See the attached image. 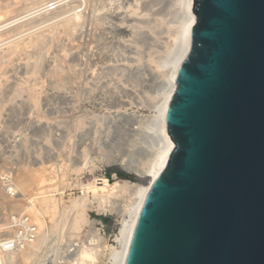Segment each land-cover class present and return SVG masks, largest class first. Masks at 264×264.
<instances>
[{
  "label": "rangeland",
  "instance_id": "obj_1",
  "mask_svg": "<svg viewBox=\"0 0 264 264\" xmlns=\"http://www.w3.org/2000/svg\"><path fill=\"white\" fill-rule=\"evenodd\" d=\"M79 1L36 16L28 26L24 22L23 30L30 29L21 38L22 50L13 47L11 53L13 43L0 47V54L7 53L0 55V237L15 236L24 227L23 216L41 223H32L33 241L4 250L5 264H81L78 249L91 241L89 246L102 245L94 264H110L105 245L119 246L116 237L130 198H114L117 211L104 214L95 203L89 210L93 227L84 226L75 236L66 227L80 182L96 176L113 182L122 179L115 170H122L147 184L150 176L138 171L161 146L150 121L167 88L185 0ZM77 4L81 18L74 20L70 10ZM59 11L61 17L48 19ZM31 36L43 44L29 46ZM125 160L131 172L119 164ZM44 195L56 206L52 214L38 208ZM39 237L34 250L30 244Z\"/></svg>",
  "mask_w": 264,
  "mask_h": 264
},
{
  "label": "water",
  "instance_id": "obj_2",
  "mask_svg": "<svg viewBox=\"0 0 264 264\" xmlns=\"http://www.w3.org/2000/svg\"><path fill=\"white\" fill-rule=\"evenodd\" d=\"M192 11L166 113L176 147L126 264H264V0H193Z\"/></svg>",
  "mask_w": 264,
  "mask_h": 264
},
{
  "label": "bare ground",
  "instance_id": "obj_3",
  "mask_svg": "<svg viewBox=\"0 0 264 264\" xmlns=\"http://www.w3.org/2000/svg\"><path fill=\"white\" fill-rule=\"evenodd\" d=\"M69 1L71 2V0H41V1H38V0H12L10 4H2V5L0 4V47L3 45H9L8 47H10L11 46L10 44L13 43L14 46L11 47L12 49L9 48V49H11V53L14 50L13 47H15V50L18 51L21 48L20 45L25 44L23 42L25 39L22 36H24V33L28 29H30V28H28V29L23 30V28L25 26L24 22L26 23L28 20L34 19L36 16H39L42 14L44 15V13H48V12L50 13L51 10H53V9H59L61 6L65 5L67 2L70 3ZM86 2H87V0H86ZM185 2H186L185 19H182L184 21H183V24L181 25L182 27H181L180 31H178L179 37H178L177 47H176L175 51L173 52V56L170 60V70L171 71H170L169 75L167 76L168 77L167 78L168 84L166 86L167 88L165 89L166 91L163 94L164 96H162V99L160 100V102L157 105V113L154 115V118L151 117L153 119L150 118L151 119L150 123L152 122L150 125L153 126L151 128H152V130H154L155 133L158 134V136L160 138V142H161L160 145L161 146L157 150L159 152L155 151V154L156 153L157 154H156V156H154L155 157V158H153L154 160L152 162L150 161V164L148 163V165L145 166V169L143 171H138V173L141 175L147 173V175L150 176V181L147 184H143V183H138V182L130 180V179L118 178L115 181L111 182L109 180V178H107V177H97V176L92 178V179H87L85 181H81L80 183L82 186V190L79 192V195L72 201L73 204H71L72 205L71 209L68 211L69 212L68 214L71 215V217H70L71 220L69 219L70 222L67 224L66 228L68 230V227L70 225V227H69V229L71 228L70 231H72L74 235L75 234L79 235L81 233V230L84 228V226L89 225V226L93 227V224L95 221L91 220L89 210L95 205V203L97 204L96 207H98L96 209L97 210L99 209L100 211H102L103 214L107 213V212H115V210L117 211V208H115L113 205L114 203L116 205L115 199L118 198L119 196L123 195V194H127L129 196L130 201L126 206V212H125L124 217L122 219V226H121V229H120V231L116 237L117 241L119 242V246H115V245L109 246V245H105V243H104L105 248H107L109 251V254H108L109 258L108 259H109L110 264H126L128 249H129L132 234H133V231L135 228V224L137 222V218L139 216V213L141 211V208H142L144 200L147 196V193L149 192L151 182L159 174H161V172L165 169V167L167 166V164L170 160L171 154L176 147V143L172 139V137L168 131V126H167V122H166V113H167V108H168L170 101L172 99V96H173V94L176 90V87H177V78H178L180 67L183 64V62L185 61V59L187 58V56L189 55L190 50H191V31H192V28H193L194 23L196 21V15L192 11L193 0H185ZM79 3H80V1H79ZM52 4H53V6H50ZM81 6H82V4H77V5H75V7H73V6L71 7L70 11H72V8L74 10V13H73L74 17L72 16L74 18V20L75 19L78 20L81 18V13H80L81 10L79 9V11H78V8ZM65 7H67V6H65ZM67 8H65V9L68 10ZM69 8H70V6H69ZM65 9H62V10H64V12H65ZM68 11H67V13H68ZM61 12H63V11H61ZM49 13H48V15H49ZM56 13H57V11H56ZM67 13H65V14H67ZM62 14H64V13H61L59 15L56 14V16L50 17L48 19L49 20L50 19L53 20L55 18L57 19V17L58 18L61 17ZM70 14H72V13H69V15ZM50 16H52V14ZM66 17H64L65 18L64 22H69L70 21L68 18L69 16L67 17V21H66ZM48 19L46 20L43 18L42 21L46 20V22H47ZM42 21H39V22L41 23ZM61 21H63V20H61ZM61 21H59V22H61ZM70 23L76 25L75 21H74V23L73 22H70ZM46 25H47V23H46ZM26 26H28V23H26ZM38 26H39V23H38ZM36 28L29 33H32L34 31L38 30L40 27H38L37 29ZM4 30H8V32H3ZM38 35H39V33H38ZM21 38L24 40H22ZM31 38H33V37L31 36ZM40 40H42V38L39 39L37 36H34V38L31 41H30V39L28 40L27 44L29 45L30 43H34V45L31 44V46L37 47V46L43 44V43L41 44L42 41H40ZM22 46H24V45H22ZM22 48H25V47H22ZM6 50L7 49H5V51ZM15 50H14V52H15ZM20 50H22V49H20ZM8 53H9V51H8ZM1 54H4V53H1ZM6 54H4V55H6ZM37 56H38V54H37ZM6 57L4 56L3 58L2 57L1 58L5 59ZM38 68H37V70H38ZM151 160H152V158H151ZM119 164L123 168L131 170L129 168L126 160L124 162L123 161L120 162ZM26 179L27 178H25V180ZM10 186H11V184H10ZM28 186L29 185L26 184V187H28ZM5 187H6V185H5ZM7 187H9V186H7ZM7 190H9V189H7ZM121 197H123V196H121ZM34 201L35 200H33L32 202H34ZM39 203H40V207L37 204L38 208L44 215L52 214L51 208H53V209L56 208L55 204L52 202V199L47 195H44L41 198H39ZM31 214L33 217L34 213L31 212ZM31 214H29V215H31ZM30 219H31V217H30ZM33 222L38 223L39 226L41 224L38 217H35ZM2 227H4V225L1 224L0 229ZM72 232H71V234H72ZM73 234H72V236H73ZM39 236H41L40 232H39ZM34 237H35V235H34ZM99 237H100V235H99ZM95 241H96V239H95ZM96 242H98V241H96ZM39 243H40V237L38 239H36V241L33 244L31 242L30 247L34 248V250H35ZM83 244L84 245L82 247L80 246L81 248L78 249L79 251L77 253V256H76L77 259L76 260H78V262L81 264H85V263L86 264H94V263H96V261L99 258V252L101 251L102 245L100 246V245L96 244V245L89 246V244L88 245H86V243H83ZM4 250H5L4 244H0V264H5L6 256L8 255V254H4ZM25 254H26V256H25L24 260H27L29 258V255L27 252ZM10 258H12V254L9 256V259ZM12 261H13V259H12ZM12 264H14V263H12Z\"/></svg>",
  "mask_w": 264,
  "mask_h": 264
},
{
  "label": "built area",
  "instance_id": "obj_4",
  "mask_svg": "<svg viewBox=\"0 0 264 264\" xmlns=\"http://www.w3.org/2000/svg\"><path fill=\"white\" fill-rule=\"evenodd\" d=\"M50 6H53L50 5ZM13 187H9L8 192H13ZM21 221L24 224V227L19 228V232L15 234L12 238H1L0 237V244H4L5 251H11L16 249L18 246H25L24 244L34 239V233L36 231L35 225H33L27 217L23 216Z\"/></svg>",
  "mask_w": 264,
  "mask_h": 264
},
{
  "label": "trees",
  "instance_id": "obj_5",
  "mask_svg": "<svg viewBox=\"0 0 264 264\" xmlns=\"http://www.w3.org/2000/svg\"><path fill=\"white\" fill-rule=\"evenodd\" d=\"M115 173L118 174L122 179H130L136 181V177L134 175L128 174L122 170H115ZM110 175V173H109Z\"/></svg>",
  "mask_w": 264,
  "mask_h": 264
}]
</instances>
